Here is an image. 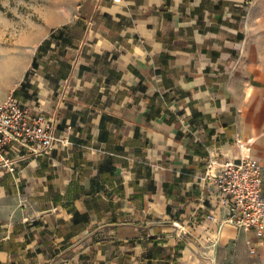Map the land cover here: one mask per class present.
Listing matches in <instances>:
<instances>
[{"label":"crops","instance_id":"obj_1","mask_svg":"<svg viewBox=\"0 0 264 264\" xmlns=\"http://www.w3.org/2000/svg\"><path fill=\"white\" fill-rule=\"evenodd\" d=\"M248 5L90 0L43 34L12 91L69 142L40 156L6 147L23 160L0 162V264H222L223 251L243 264L246 244L258 255L202 180L210 157L239 156L238 137L264 165L233 72Z\"/></svg>","mask_w":264,"mask_h":264},{"label":"rangeland","instance_id":"obj_2","mask_svg":"<svg viewBox=\"0 0 264 264\" xmlns=\"http://www.w3.org/2000/svg\"><path fill=\"white\" fill-rule=\"evenodd\" d=\"M89 1L0 0V97H3L0 101L13 93L16 71L21 72L28 65L34 46L42 39L43 34L76 20L83 4ZM249 2L243 23V41L237 46L239 55L233 69L235 92L247 134L256 130L263 137L264 0ZM243 250L247 254L243 264H264V247L254 257L248 253L247 244ZM234 252L231 256H234ZM223 253L222 264H236L233 260L229 261L233 258H228L226 252Z\"/></svg>","mask_w":264,"mask_h":264},{"label":"built area","instance_id":"obj_3","mask_svg":"<svg viewBox=\"0 0 264 264\" xmlns=\"http://www.w3.org/2000/svg\"><path fill=\"white\" fill-rule=\"evenodd\" d=\"M68 142L66 137L56 135L53 120L30 113L13 93L0 101V162L11 171L23 159L6 158L8 145L16 143L28 154L40 156ZM236 143L239 156L236 159L210 157L202 180L224 195L222 202L227 211L223 223L253 233L264 244V165L251 154L252 140L243 141L238 137ZM256 251L251 244L250 254L255 255Z\"/></svg>","mask_w":264,"mask_h":264},{"label":"trees","instance_id":"obj_4","mask_svg":"<svg viewBox=\"0 0 264 264\" xmlns=\"http://www.w3.org/2000/svg\"><path fill=\"white\" fill-rule=\"evenodd\" d=\"M15 93H16V91H15ZM150 242H151V243H154V242H155V240H154V239H151V240H150Z\"/></svg>","mask_w":264,"mask_h":264}]
</instances>
